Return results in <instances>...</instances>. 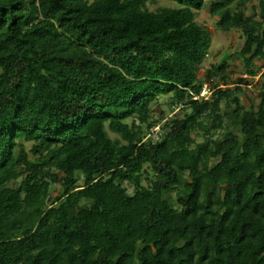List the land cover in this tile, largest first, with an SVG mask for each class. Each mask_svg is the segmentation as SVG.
Here are the masks:
<instances>
[{"label": "trees", "instance_id": "obj_1", "mask_svg": "<svg viewBox=\"0 0 264 264\" xmlns=\"http://www.w3.org/2000/svg\"><path fill=\"white\" fill-rule=\"evenodd\" d=\"M152 1L0 0V264H264V0L208 97L206 0Z\"/></svg>", "mask_w": 264, "mask_h": 264}, {"label": "rangeland", "instance_id": "obj_2", "mask_svg": "<svg viewBox=\"0 0 264 264\" xmlns=\"http://www.w3.org/2000/svg\"><path fill=\"white\" fill-rule=\"evenodd\" d=\"M215 0H206V7L202 12L197 16V22H199L203 28L208 32L211 37L212 44L209 51V57L199 68V78L201 81H205L204 89L202 92L203 97H208L210 94V88L213 84V81L206 79V72L210 69L211 66L219 64L222 60L229 57L227 64L229 66L227 75L229 74V82H235L239 79L248 78L245 75L244 63L242 59L237 55L240 49L243 46L242 34L238 30L231 31L229 33H222L218 31L215 27L216 19L211 17L209 10L210 4ZM259 0H252L247 6V16H252L253 8H257ZM174 4L167 0H153L150 3L149 7L151 11H155L160 7H173ZM257 66V65H256ZM247 80L250 81L248 78ZM207 82V83H206ZM252 86L244 90L242 100L246 106L250 102H253L255 105L258 103L257 96L258 90L264 84V70H261L259 75L251 80ZM159 110L167 113L168 109L165 105V99L162 100ZM158 110V111H159ZM160 112V111H159ZM170 116V115H169ZM157 129L153 130L152 137H157ZM110 138L116 139V136L112 133H108Z\"/></svg>", "mask_w": 264, "mask_h": 264}]
</instances>
